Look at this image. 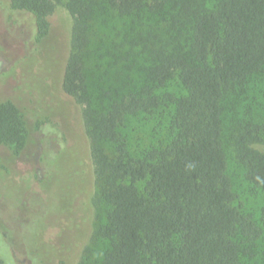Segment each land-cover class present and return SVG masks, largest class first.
I'll return each mask as SVG.
<instances>
[{"label":"trees","instance_id":"16d2710c","mask_svg":"<svg viewBox=\"0 0 264 264\" xmlns=\"http://www.w3.org/2000/svg\"><path fill=\"white\" fill-rule=\"evenodd\" d=\"M58 5L71 17L60 89L80 106L105 206L91 234L108 243L96 264H245L255 257L264 206L258 220L236 203L223 134L228 99L264 71V0H7L0 2V49L14 63L32 57ZM110 14L124 18L125 28L94 82L95 22ZM172 79L184 93L163 90ZM161 107L173 109L170 140L130 154L126 118ZM37 128L46 146L59 134L46 116ZM229 132L245 179L264 191V122L233 123ZM26 138L19 107L1 100L0 144L18 152ZM63 149L55 157L64 153L66 162ZM74 157L70 175L83 181Z\"/></svg>","mask_w":264,"mask_h":264},{"label":"rangeland","instance_id":"374dc122","mask_svg":"<svg viewBox=\"0 0 264 264\" xmlns=\"http://www.w3.org/2000/svg\"><path fill=\"white\" fill-rule=\"evenodd\" d=\"M0 2L6 4L7 0ZM48 21L47 35L28 60L14 63L0 49V101H14L27 124L21 150L15 152L0 144V259L3 264H96L108 243L91 241V234L95 223L104 218L105 206L97 198L80 106L60 89L71 17L58 5ZM125 21L113 14L96 20L91 44L94 82L106 65L107 49L121 39ZM0 32L6 34L5 28L0 26ZM18 44L12 46L19 49ZM163 90L176 95L185 92L177 79L167 82ZM172 112V107H161L128 116L122 132L130 154L164 146L172 135ZM45 116L59 130L49 146L37 128V121ZM225 118L223 141L236 203L259 220L264 191L247 182L243 168L235 161L229 127L238 122H264V71L231 95ZM63 148L69 154L66 162L64 153L55 157ZM75 155L82 162L83 181L77 172L70 175ZM245 264H264V238L256 256Z\"/></svg>","mask_w":264,"mask_h":264}]
</instances>
